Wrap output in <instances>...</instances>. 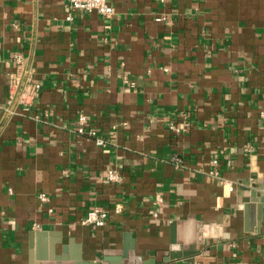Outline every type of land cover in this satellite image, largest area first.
<instances>
[{
    "label": "crops",
    "instance_id": "0c3cea01",
    "mask_svg": "<svg viewBox=\"0 0 264 264\" xmlns=\"http://www.w3.org/2000/svg\"><path fill=\"white\" fill-rule=\"evenodd\" d=\"M66 2L0 0V264H111L131 242L163 264L203 226L220 237L194 264H264V0H108L72 21ZM14 50L41 84L26 108L8 104ZM92 206L103 226L82 223Z\"/></svg>",
    "mask_w": 264,
    "mask_h": 264
},
{
    "label": "built area",
    "instance_id": "2783aa9c",
    "mask_svg": "<svg viewBox=\"0 0 264 264\" xmlns=\"http://www.w3.org/2000/svg\"><path fill=\"white\" fill-rule=\"evenodd\" d=\"M159 2H165V0H157ZM65 19L67 21H72L77 13H92L95 12L101 16L108 17L112 14V6L109 4L108 0H67L64 5ZM164 16L162 14H156L154 17L155 21L163 20ZM12 59L16 65V71L14 76L15 90L11 97L8 99V104H18L26 108L30 105L35 98L38 97L41 84L34 81L29 76V69L26 68V58L23 53L19 50H14L12 53ZM185 114L181 115V120H184ZM88 120L84 113H79L75 120V128L78 134L85 135L92 138L96 145L104 146L106 144V139L96 129L88 127ZM169 130L172 134L179 136L186 131L185 125H179L175 122L169 123ZM174 162L179 160L176 157L172 158ZM214 164H217V160H213ZM104 179L110 183H120L123 179L122 174L117 169L108 168L105 171ZM232 186L230 189L232 190ZM38 199L41 202L48 200L46 194L39 193ZM160 196H156V202H161ZM118 212V209L115 208ZM107 211L100 206H92L89 208L82 220V223L87 225H93L95 227L103 226L107 220Z\"/></svg>",
    "mask_w": 264,
    "mask_h": 264
},
{
    "label": "water",
    "instance_id": "95a60500",
    "mask_svg": "<svg viewBox=\"0 0 264 264\" xmlns=\"http://www.w3.org/2000/svg\"><path fill=\"white\" fill-rule=\"evenodd\" d=\"M257 195L258 193L255 191L251 193V197ZM245 201L247 200L245 199ZM258 219H260V216ZM175 226H178V223L172 224L171 228L173 229ZM206 229V226L201 227L202 233L196 239L185 238L181 240L177 239V237H172L169 253L162 259L163 264H168L169 261H175V264H194L195 262L208 261V258L199 255L200 251L195 245L200 244L204 237H212L219 240L220 234H208ZM212 248H221V246H212ZM50 258L54 260V264H88L80 260L78 253L72 256L68 255L65 248L62 249L60 254L52 253ZM106 260L110 261L111 264H156L155 260L149 261V263H142L140 257L134 252V245L132 242L124 245L121 254L110 256L106 258Z\"/></svg>",
    "mask_w": 264,
    "mask_h": 264
}]
</instances>
